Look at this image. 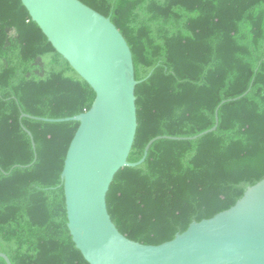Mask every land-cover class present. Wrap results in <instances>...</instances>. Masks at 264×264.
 I'll return each instance as SVG.
<instances>
[{
    "label": "trees",
    "instance_id": "16d2710c",
    "mask_svg": "<svg viewBox=\"0 0 264 264\" xmlns=\"http://www.w3.org/2000/svg\"><path fill=\"white\" fill-rule=\"evenodd\" d=\"M79 1L109 18L132 54L128 162L171 138L120 169L106 197L121 235L158 246L264 180V0ZM94 100L21 1L0 0V253L11 264H88L61 180L79 123L22 115L72 118Z\"/></svg>",
    "mask_w": 264,
    "mask_h": 264
},
{
    "label": "water",
    "instance_id": "95a60500",
    "mask_svg": "<svg viewBox=\"0 0 264 264\" xmlns=\"http://www.w3.org/2000/svg\"><path fill=\"white\" fill-rule=\"evenodd\" d=\"M20 1L53 49L95 93L91 108L72 118L22 115L79 123L61 180L67 228L83 259L88 264H264V180L229 210L190 224L169 242L146 246L120 234L106 204L115 175L141 165L155 141L171 138L151 140L139 162H128L137 131L138 82L128 44L109 18L79 0ZM0 258L11 264L5 254Z\"/></svg>",
    "mask_w": 264,
    "mask_h": 264
}]
</instances>
